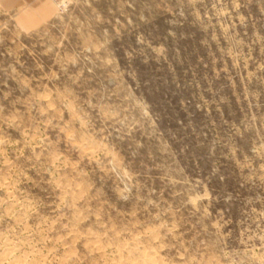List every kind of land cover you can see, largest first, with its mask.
<instances>
[{"label": "rangeland", "instance_id": "374dc122", "mask_svg": "<svg viewBox=\"0 0 264 264\" xmlns=\"http://www.w3.org/2000/svg\"><path fill=\"white\" fill-rule=\"evenodd\" d=\"M0 264H264V0H0Z\"/></svg>", "mask_w": 264, "mask_h": 264}]
</instances>
